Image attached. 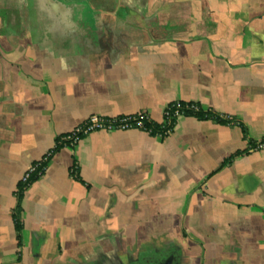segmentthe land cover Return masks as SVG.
Wrapping results in <instances>:
<instances>
[{
  "label": "crops",
  "instance_id": "1",
  "mask_svg": "<svg viewBox=\"0 0 264 264\" xmlns=\"http://www.w3.org/2000/svg\"><path fill=\"white\" fill-rule=\"evenodd\" d=\"M158 261L264 264V0H0V264Z\"/></svg>",
  "mask_w": 264,
  "mask_h": 264
},
{
  "label": "built area",
  "instance_id": "2",
  "mask_svg": "<svg viewBox=\"0 0 264 264\" xmlns=\"http://www.w3.org/2000/svg\"><path fill=\"white\" fill-rule=\"evenodd\" d=\"M200 108L196 104L173 102L167 106L163 113L162 124L156 125L150 118L148 113L138 112L128 116L103 117L92 115L84 122L78 124L66 136H62L56 140L54 148L48 152L40 161L29 167L25 173L22 182L27 183L34 173H41L43 165L49 160L53 150L56 147L74 146L80 139L87 134L98 131H126L130 129H140L148 134L163 138L172 133L178 118L186 116L189 112H198ZM155 125L157 128L155 129ZM70 173L72 177H78V166H72Z\"/></svg>",
  "mask_w": 264,
  "mask_h": 264
},
{
  "label": "trees",
  "instance_id": "3",
  "mask_svg": "<svg viewBox=\"0 0 264 264\" xmlns=\"http://www.w3.org/2000/svg\"><path fill=\"white\" fill-rule=\"evenodd\" d=\"M208 112H204L203 110H199L198 112H189L187 115H193V116H195V117H197V118H199V119H205V118H207V116H208ZM157 128V126L155 125V129ZM61 147L59 146V147H56L54 150H53V152H52V154H51V156L49 157V160H50V158L60 149ZM48 160V161H49ZM48 161L47 162H45L44 163V165H43V171L41 172V173H34L31 177H30V179H29V181L27 182V183H23V182H20L19 183V185H18V188H19V196H22L23 195V192L32 184V183H34L44 172H45V169H46V166H47V163H48ZM17 228H18V230L20 229V225L19 224H17Z\"/></svg>",
  "mask_w": 264,
  "mask_h": 264
},
{
  "label": "flooded vegetation",
  "instance_id": "4",
  "mask_svg": "<svg viewBox=\"0 0 264 264\" xmlns=\"http://www.w3.org/2000/svg\"><path fill=\"white\" fill-rule=\"evenodd\" d=\"M150 264H174L173 262L170 261H158V262H150Z\"/></svg>",
  "mask_w": 264,
  "mask_h": 264
}]
</instances>
